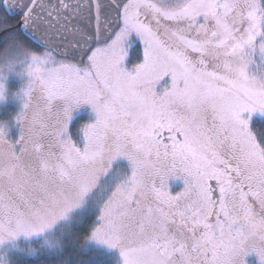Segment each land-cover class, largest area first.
Masks as SVG:
<instances>
[{
  "label": "snow or ice",
  "instance_id": "obj_1",
  "mask_svg": "<svg viewBox=\"0 0 264 264\" xmlns=\"http://www.w3.org/2000/svg\"><path fill=\"white\" fill-rule=\"evenodd\" d=\"M3 2L0 99L20 57L27 80L20 134L0 124V264H59L66 234L16 245L77 212L123 264L264 262V0Z\"/></svg>",
  "mask_w": 264,
  "mask_h": 264
},
{
  "label": "rangeland",
  "instance_id": "obj_2",
  "mask_svg": "<svg viewBox=\"0 0 264 264\" xmlns=\"http://www.w3.org/2000/svg\"><path fill=\"white\" fill-rule=\"evenodd\" d=\"M0 3H2L1 0H0ZM2 16H4V15L2 14ZM1 19H2V17H1V9H0V22H2ZM131 39L136 42V46L138 45V48L142 47L140 38L135 33L132 34ZM0 42H2V44L0 43V49H2L4 47L5 41H4V39H3V41L1 39ZM137 55H138V53H130L131 60L133 63L138 62ZM4 63H5V61L0 60V65H3ZM5 72H7L6 68H5ZM26 80H27V77H26L25 61H24L23 57H20V58H18V62L15 65V70L13 72L7 74V77L5 80L6 94H5V97L3 99H0V124H4L7 126V129H8L7 135H8L9 139L14 140L20 134V127L16 123L15 117H16V114L21 110L23 105H22L21 98L19 96H17L16 93L22 87L25 86ZM81 114H87L88 120H84L83 123L78 127V129L76 131L77 132V135H76V132L74 133L72 131L73 130L72 124L74 123V119L78 118ZM256 116L259 117L260 114H253V118ZM95 118H96V114H95L94 110L92 109L91 105L85 103V104H81L79 107L75 108L73 110L72 119L70 122V131L73 135V139H75L78 143H82V140H81L82 133L80 132L81 126L94 121ZM120 159H121V163L123 164V166L128 167L129 162L127 161V159L123 158V157ZM177 180H178L177 177H170L169 178V186H170V190L172 192H178L182 189V188H177V182H178ZM183 184H184V182H183ZM90 214H92V213H90ZM90 214L87 217H91ZM95 219H96V217H95ZM79 221H80V213L77 212L74 214V217L72 219L60 224L53 233L48 234L47 237H42V238L36 239V240H39V243L46 245V246H48V244L45 243V240L50 241V242H52V244L56 245L57 240H58L57 230L61 226H62L61 228H63L64 226L68 225L66 228V232H68L73 227V225ZM32 241H34V240H21V241H19L16 245L17 251H19V250L25 251L26 249H29V247H27V246H29L28 244H31ZM88 242L91 245L96 246V247L114 255L115 258H117V264H123V258H122L119 247H112L106 243H103L101 241H97L95 239H88ZM251 257H253V258H251ZM243 259L246 262V264H254L253 262H255V264H264V262L260 261L258 254L254 251L249 252ZM247 262H249V263H247Z\"/></svg>",
  "mask_w": 264,
  "mask_h": 264
},
{
  "label": "trees",
  "instance_id": "obj_3",
  "mask_svg": "<svg viewBox=\"0 0 264 264\" xmlns=\"http://www.w3.org/2000/svg\"><path fill=\"white\" fill-rule=\"evenodd\" d=\"M2 1V0H1ZM2 22L9 25L15 24V19L6 12L2 3H0ZM2 14L4 16H2ZM4 39L3 35H0V40ZM2 44V42H0ZM138 46V45H137ZM259 117H254L253 120H257ZM84 120H88L87 114H81L78 118L74 119L72 124V131L75 133L78 127ZM77 135V132H76ZM91 217H87L86 221H79L73 225L70 231L66 232L67 226L59 228L57 230L58 242L62 241L65 236V250L62 253V260L59 264H117V258L114 255L106 252L96 246L91 245L86 239L91 231V224L95 221L96 214L92 212ZM64 229V230H63ZM29 249L25 251L19 250L18 252L23 256H35L39 254L41 249H45L48 246L39 243V240H34L31 244H28ZM26 247V248H27ZM33 250H32V249ZM31 249V250H30Z\"/></svg>",
  "mask_w": 264,
  "mask_h": 264
},
{
  "label": "flooded vegetation",
  "instance_id": "obj_4",
  "mask_svg": "<svg viewBox=\"0 0 264 264\" xmlns=\"http://www.w3.org/2000/svg\"><path fill=\"white\" fill-rule=\"evenodd\" d=\"M138 47V46H137ZM177 188H183V186H184V184H183V178L182 177H177ZM214 183V182H213ZM251 258H253V257H251ZM255 259V258H254ZM253 260V259H252ZM249 261V260H248ZM251 262V261H250ZM247 263H249V262H247ZM254 264H255V262H253Z\"/></svg>",
  "mask_w": 264,
  "mask_h": 264
},
{
  "label": "water",
  "instance_id": "obj_5",
  "mask_svg": "<svg viewBox=\"0 0 264 264\" xmlns=\"http://www.w3.org/2000/svg\"><path fill=\"white\" fill-rule=\"evenodd\" d=\"M3 3V7H4V9L6 10V12L10 15V13H11V9H8L5 5H4V2H2Z\"/></svg>",
  "mask_w": 264,
  "mask_h": 264
}]
</instances>
